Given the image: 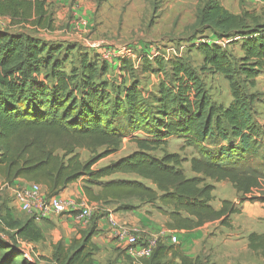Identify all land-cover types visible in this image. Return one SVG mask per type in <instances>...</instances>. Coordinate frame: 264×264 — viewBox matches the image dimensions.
<instances>
[{
	"label": "trees",
	"instance_id": "trees-1",
	"mask_svg": "<svg viewBox=\"0 0 264 264\" xmlns=\"http://www.w3.org/2000/svg\"><path fill=\"white\" fill-rule=\"evenodd\" d=\"M0 13L13 24L53 28L43 0H0ZM198 19L219 40L240 44L243 53L237 59L210 41L199 47L202 70L219 74L228 83L231 101L226 107L212 100L201 74L185 59L166 62L144 57L137 69L130 60H121L115 68L130 83L124 82L121 90L112 86L116 93L112 96L102 79L109 65L98 62L95 55L81 56L79 69L66 72V59L55 58L59 50L53 45L30 34L0 31L2 184L23 180L40 185L48 196H57L82 180L90 203H115L117 211L129 213L141 204L150 205L168 219L166 229L180 233L212 222L231 227V216L240 214V209L228 200L221 201L219 209L212 206L215 183H229L239 203L254 191L262 192L254 199L264 203V129L255 119V99L249 93L264 73V23L255 12L232 14L213 0ZM139 71H168L170 81L159 83L157 95L146 96L139 88ZM130 134L143 136L133 138L135 151L93 169L116 154ZM171 138L182 139L195 151L189 160L191 177L182 167L186 159L162 149ZM158 150L159 157L153 154ZM80 151L90 158L82 161ZM117 175L139 180H108ZM131 200L139 205L126 203ZM94 221L69 246L52 245L49 259L33 253L30 257L19 242L43 241L41 227L33 216L20 221L5 210L0 225L14 233L0 238V264H95L99 249L92 242ZM247 243L250 251L264 255V233L248 234ZM140 264L202 263L198 257L186 256L180 246L160 241Z\"/></svg>",
	"mask_w": 264,
	"mask_h": 264
},
{
	"label": "rangeland",
	"instance_id": "rangeland-1",
	"mask_svg": "<svg viewBox=\"0 0 264 264\" xmlns=\"http://www.w3.org/2000/svg\"><path fill=\"white\" fill-rule=\"evenodd\" d=\"M96 3L95 10V22L94 27L87 29L85 35L75 38L73 36V42L67 44H57L55 40L53 42H47L53 45V48H57L59 52L55 53V58L62 60L66 59L63 63V69L66 72H70L72 68L79 69L80 57L88 54L89 56L95 55L98 62H103L100 57L101 48H92L91 44L104 43L105 47L111 49L127 47L131 49L133 58L139 59L146 53L150 55V60L155 57H161L164 61L176 60L179 58L187 60L190 65L201 74L202 80L204 81L205 88L211 96L212 100L218 104L227 106L231 101L230 89L227 81L219 74H215L210 71L202 70L203 53L199 50L200 45L211 42H217L219 45L226 49L233 57L240 58L242 51L240 44H226V40H219L210 31L207 26H200L198 14L202 9L212 2V0H94ZM218 3L223 9L227 10L232 14H241L244 11L255 12L256 15H260L261 23H264V16H262L264 9V0H213ZM46 3V2H45ZM75 0H71L67 7L75 5ZM48 8L47 12L53 14V18L57 27L58 33H53L51 30H40L33 29L28 25L13 24L10 18L0 13V31L7 32L10 34L15 33H26L34 37L46 39L47 36L61 37L64 38L65 34L69 30L73 31V27H69L72 23L75 25L80 21L75 14L71 11L62 13V9L65 7H58L56 11L52 8V5H46ZM80 18V17H79ZM64 30V31H62ZM50 31L52 33L46 32ZM68 31V32H67ZM78 30H75V33ZM73 34V33H72ZM52 39V38H49ZM63 41L62 39H56ZM100 60V61H99ZM141 60V64H143ZM108 71L103 76V80L110 86L109 91L112 92V96L115 95V88L122 89L123 83H130L128 77H124L117 74L118 68H115L114 64L108 63ZM119 64V63H118ZM112 65V66H111ZM118 67V66H117ZM141 67V66H139ZM43 80L44 78H40ZM139 88L144 95H157L158 86L161 81L169 83V73H152L148 71L143 74L138 72ZM249 93L254 95L253 109L255 112L256 121L264 129V73L256 79L254 88L249 89ZM119 123L124 124L121 120ZM136 136L143 137L141 134H130L122 142L119 151L101 161H99L93 169H99L101 167L110 165L116 162L119 158L125 157L136 150V146L133 143V138ZM264 141V139H263ZM264 145V143H263ZM167 153H175L180 155L181 158L186 159L182 167L185 175L188 177L192 176L189 170V160L196 156L195 151L192 148L185 146L182 139L171 138L167 141V144L162 148ZM157 157L161 156V150L153 153ZM82 161H86L90 158V154L86 151H80ZM108 180H139L135 176L129 175H117L113 176ZM85 181V180H84ZM264 192V190H263ZM262 192L254 191L253 194L248 195L239 203L238 196L232 189L230 184L224 185L223 188L216 189L214 192V203L215 205L220 202L222 198L227 199L235 203L236 207L240 209V214L233 215L231 217V223L235 226L241 225L244 221H251L248 225L249 232L262 233L264 230V203L255 200L261 196ZM264 195V193H263ZM126 203L132 205H139L137 201L131 200ZM145 204L139 205L138 209L142 208ZM0 214L4 213L5 210L11 212L13 219L25 221L30 217L28 214H24L14 207L13 204V192L10 185H3L0 180ZM91 209L92 215L88 218L92 222L98 218V215H104L105 211L110 209H117L118 204H96ZM149 209V208H148ZM145 214L152 215L153 213L145 211ZM244 215V219L240 217ZM215 225H219L216 223ZM215 225L209 226L208 230L214 233L216 231ZM221 226V225H219ZM223 227V226H222ZM232 227V226H231ZM2 225H0V238L7 239L6 235H12V231H3ZM237 228H225L224 232L221 233L219 240L222 243H226L225 251L233 253L235 256L229 264H264V255L260 252H251L247 249L244 239H241L248 232L239 233ZM264 232V231H263ZM176 235L178 237L177 243L172 244L170 238ZM157 240V243L164 240L168 245L181 246L186 245L188 237L180 232L171 231L164 237L161 235L151 236ZM235 238L241 239L238 243H234ZM140 239H145L140 237ZM206 241L201 242V246L206 249ZM21 248H23L27 255L32 254V248L35 247V253H44L48 251L47 245L37 244L28 245L24 242H19ZM18 245V246H19ZM199 247V243L197 244ZM121 249V248H120ZM117 249L119 252L118 257L121 256L123 263L129 262V258L124 255V251ZM203 249V250H204ZM200 252L198 258L202 264H227L223 258V254L220 256L216 255L215 252ZM34 256V255H33ZM109 255H99L96 258L98 264H106ZM111 259V258H110ZM106 261V262H105ZM127 261V262H126ZM111 263V261L109 262ZM48 264V263H46ZM116 264V263H114Z\"/></svg>",
	"mask_w": 264,
	"mask_h": 264
},
{
	"label": "crops",
	"instance_id": "crops-1",
	"mask_svg": "<svg viewBox=\"0 0 264 264\" xmlns=\"http://www.w3.org/2000/svg\"><path fill=\"white\" fill-rule=\"evenodd\" d=\"M43 1L46 2L45 3L46 5L51 4L52 8H54V11H56L58 7H65L64 9H62L63 14H65L66 12H69L70 10L71 13L75 14L77 18L80 20L75 25H73L72 23L69 25V27H73L74 32H71L72 30H69V32L67 31L68 33L64 35L65 36L64 38H61L63 36L61 37L47 36L46 39H44L43 41L54 43L53 40H55L57 44L69 45L68 42L70 43V42L76 41V40H72L73 36H75V38L77 37L81 38L82 36L85 35V31L87 29L94 27L95 10H96V3L94 0H75L76 4L70 8L67 6L70 4L71 0H43ZM45 9L48 10L46 6H45ZM48 14L51 15L52 20H53V28L51 31L54 34L60 32V31H57V27H56V24L53 18V14H51L50 12ZM75 30H78V32L75 33ZM46 32L52 33L50 31H46ZM49 38H52V39H49ZM56 39H62L63 41L56 40ZM117 74L120 75L121 73L117 72ZM21 182H23V180H17L13 184H11L10 187L15 184L21 183ZM228 184L229 183L227 182L215 183L214 184L215 190L223 188L224 185H228ZM83 185H84V182L82 180H79L78 182L72 185H69L67 188L61 191L56 197L64 201L83 200V201L88 202V204L91 207L93 205H96V203H90L88 199L86 198L83 192ZM223 200H227V199L222 198L220 202L217 203L216 205L213 201L212 206L215 209H219L221 206V201ZM145 211H149L153 214L150 216L148 214H145ZM240 217H242L243 219L245 218L244 215L242 216L240 215ZM109 218H113L119 225L124 226L128 230L136 233L139 238L140 237L149 238L153 235H161L162 237H164L166 234L171 232L165 227V224L168 221V219L160 215L159 213H157L154 210V208L150 205L145 204L142 208L137 209L134 212H130V213L124 212V211H117L115 209H112V210L108 209L105 211L104 215L102 216L98 215V218L94 219L95 220L94 221L95 235L92 238V242L99 249L97 254L94 256L95 264H98V262L96 261V258L99 255H102V256L109 255L108 259H106V261L108 260L106 264H114V263L125 264L123 263L121 256L118 257L119 252L117 251V249H120V247L118 246V244L116 243L114 239L113 232L111 230V226L108 221ZM250 222L251 221L249 220L244 221L239 226H235L233 223H231L232 227H230V228H237L238 229L237 231L239 233L248 232L246 233L244 237L241 238L245 240L247 249H248L247 235L252 233V232H249V229H248V225ZM37 223L41 227L43 237H44L43 241L39 242V244L42 243L44 245H47L48 251L44 250V253L40 252L36 254L34 251L35 247H33L32 253L36 256H41V257H45L49 259L52 255V245L58 242H62L65 246H69L71 239L73 237L79 238L80 236L78 232L88 231L90 227L92 226L93 222L89 219L86 221L80 220L76 217V213L66 212L61 215H54L50 219H46V220H43L42 222H37ZM216 223H219V222H212V223L205 224L204 226L190 233L181 232V234H185L188 237V239L185 241L186 245L182 244L180 246L182 252L190 258H196L198 254L202 252V250L204 249L203 246H201V242L205 240L206 249H204L203 251L204 252H207V251L215 252L217 250H220L219 252L216 253V255L220 256L221 254H223L224 256L223 258L225 259L227 264H229V262L233 260L235 255L229 251H225V248H226L225 246H227L226 243L225 242L222 243V241L219 240L221 233L224 232V227L219 226L220 224L215 225ZM211 225H215L216 227V231L214 233L208 230L209 226ZM263 231L264 230H262V233H264ZM241 239L235 238L234 243H238ZM164 242L166 241L164 240ZM198 243H199V247H197ZM37 244L38 243L28 244V245L37 246ZM124 255L126 256L125 253ZM110 261L111 263H109ZM46 263L53 264L51 262H44V264ZM127 263L134 264L130 259H129V262Z\"/></svg>",
	"mask_w": 264,
	"mask_h": 264
},
{
	"label": "built area",
	"instance_id": "built-area-1",
	"mask_svg": "<svg viewBox=\"0 0 264 264\" xmlns=\"http://www.w3.org/2000/svg\"><path fill=\"white\" fill-rule=\"evenodd\" d=\"M105 45L104 43H97L91 44L90 47L101 48L103 46V49H99L102 50L100 57L107 64L111 63L118 66L121 60L127 59L132 62L133 68L137 69L144 57L149 60L151 58L146 53L143 57L135 60L130 48L124 46L111 49L110 47H105ZM152 56L156 57L157 55L152 54ZM11 190L13 192L14 207L24 214L33 216L36 222L50 219L54 215H61L66 212L76 213V217L83 221L88 220L92 215L88 202L83 200L64 201L56 196H48L40 185L34 183L23 181L11 186ZM108 221L116 243L134 264H140L143 259L151 256L158 244L155 238L140 239L136 233L119 225L113 218H109ZM177 240L178 237L176 235L170 238L172 244H176Z\"/></svg>",
	"mask_w": 264,
	"mask_h": 264
}]
</instances>
